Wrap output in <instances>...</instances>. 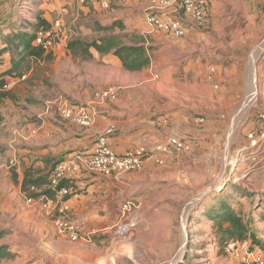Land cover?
<instances>
[{"label": "rangeland", "instance_id": "rangeland-1", "mask_svg": "<svg viewBox=\"0 0 264 264\" xmlns=\"http://www.w3.org/2000/svg\"><path fill=\"white\" fill-rule=\"evenodd\" d=\"M109 1L112 4L105 7ZM153 1L0 0V61L10 55L19 58L15 46L8 43L18 32L32 33L40 15L47 18L58 30L47 50L55 52L51 61L58 59L57 69L53 63L48 69L63 81L52 88V97L62 94L77 101L81 99L69 88L91 91V75L102 78L91 68V58L72 55L69 40L143 33L152 62L129 74L128 82L137 84L131 89L140 93L137 107H150L157 117L170 116L172 126H180L183 136L194 138L196 144L193 151L175 153L163 165L174 163V177L159 184L141 179L134 187L143 200V221L128 231L125 226L133 250L120 253L110 264H257L259 257L264 262V144L251 161L254 169L242 177L251 163L240 162L226 188L214 189L231 176L229 157L248 145L251 131L259 134L264 126V0H205L207 16L202 22L180 11L176 17L186 30L183 36L148 23ZM57 20L62 22L59 27ZM118 21L124 29L121 24L113 31L102 29ZM192 124L203 129L204 137L188 129ZM1 149L0 145V155L5 148ZM223 205L235 208L262 244L251 239L221 244L214 216Z\"/></svg>", "mask_w": 264, "mask_h": 264}, {"label": "crops", "instance_id": "crops-1", "mask_svg": "<svg viewBox=\"0 0 264 264\" xmlns=\"http://www.w3.org/2000/svg\"><path fill=\"white\" fill-rule=\"evenodd\" d=\"M91 51V68L102 79L91 75V91H68L85 99L78 102L92 106L98 102L97 91L117 85L122 92L117 100L96 104L100 114L88 127L62 118L54 107L47 108L49 100L62 95L52 97V88L63 81L48 69L49 63L57 69L58 59L52 62L53 56H26L15 76L7 73L13 67V56L0 61V80L9 84L7 91L0 92V145L5 148L0 155V232H4L0 236V264H110L120 253L133 250L122 214L127 191L142 183L141 179L147 184H159L175 175L171 162L164 167L148 161L143 170L128 173L123 182L83 167L64 185L71 187L66 198L70 206L67 217L89 240L72 241L57 232L54 216L43 207L44 198L54 195L49 191L48 177L57 163L79 153H90L96 137L109 128H113L108 136L110 145L124 153L136 148L141 140H166L173 127L170 116L157 117L150 107H137L135 99L140 93L131 89L137 84L128 82L132 77L129 74L134 72L126 70L118 57ZM110 70L116 75H108ZM188 129L204 137L200 127L192 124ZM14 158L16 164L10 166ZM27 179L38 184L32 185L38 194L33 202L28 201L30 196L23 190ZM155 214L164 217L159 211Z\"/></svg>", "mask_w": 264, "mask_h": 264}, {"label": "built area", "instance_id": "built-area-1", "mask_svg": "<svg viewBox=\"0 0 264 264\" xmlns=\"http://www.w3.org/2000/svg\"><path fill=\"white\" fill-rule=\"evenodd\" d=\"M123 0H115L119 3ZM112 2H104L105 7H110ZM198 22H202L207 16V6L205 0H154L150 9L147 12L148 23L157 29H164L172 32L177 36L185 34V28L177 14L181 12ZM62 25L60 20L56 21L55 26ZM58 30L39 31L36 37V44L43 46L46 50L52 46L56 40ZM8 84L4 83L0 90L8 89ZM122 92L121 86L111 85L95 93L96 100L99 104H104L108 101L117 100ZM86 104L71 100L63 95L47 102V108H55L59 115L83 127L91 126L100 114L97 105ZM264 117V115H263ZM203 121L204 118H200ZM113 128L100 133L95 140L93 150L90 153H79L73 158L65 159L57 163L49 173V187L53 190V197H45L43 207L52 216L58 233L67 236L72 241L89 240V236L83 235L80 227L72 222L67 214L70 211V206L66 203V198L71 193V187L63 184L64 181L73 179L74 174L80 171L83 167L92 172H99L105 175L114 176L119 182L125 180V176L131 172H138L145 168L148 161H152L160 166L165 165L175 153H183L193 151L192 148L196 144L194 138L184 137L180 127L175 125L172 127L169 135L164 141H155L151 139L143 140L134 150L119 153L109 143L108 136L112 133ZM259 135V136H258ZM249 143L239 150V154L231 159V176L223 180L218 186H214L218 192L223 191L228 184V180L238 172L240 162L250 164L259 156L264 144V126L259 134L251 131L248 135ZM16 159L10 161V166H15ZM254 163H251L245 170L246 172L240 175L244 177L248 171L255 168ZM31 190L35 191L33 186ZM37 197H29L28 201L33 202ZM143 200L138 196L134 187H130L127 191L126 200L123 203L122 214L126 218L129 228L140 225L143 217L140 216L138 210L141 209ZM125 229V227H124ZM125 233L126 230H125ZM257 264H264L261 257L258 258Z\"/></svg>", "mask_w": 264, "mask_h": 264}, {"label": "trees", "instance_id": "trees-1", "mask_svg": "<svg viewBox=\"0 0 264 264\" xmlns=\"http://www.w3.org/2000/svg\"><path fill=\"white\" fill-rule=\"evenodd\" d=\"M38 24H35V28L32 33L25 31L18 32L14 35V41L8 43V47L14 45L17 49L20 58L13 59V67H11L7 73L14 75L15 71L19 69L22 61L26 56H33L37 59H51L52 52L48 51L41 45L36 44L35 40L39 31H51L53 24L43 17L39 16ZM121 24L122 22H116L110 27H102L105 31H113L114 26ZM101 27V26H100ZM130 40V43L124 42V39ZM146 36L137 33L126 34H107L91 41L84 40L82 38L70 39L67 44V49L72 53L74 57H82L84 59L92 58V51L94 49L101 54L112 53L121 61L123 67L128 71H141L151 65L152 56L150 53V47L146 46ZM14 42V44H12ZM20 51V52H19ZM6 81L0 80V87ZM49 183V180H48ZM64 184V182H63ZM32 185H36V180H25L23 184V190L30 197H37L38 194L31 190ZM35 187V186H34ZM35 187V188H36ZM50 192L53 190L50 188ZM215 222L218 224V233H220V243L229 244L230 241L236 243L240 241H246L251 239L254 244L261 243L255 230L250 226L249 222H246L243 216L232 206H222V211L214 216ZM4 232H0V236ZM262 244V243H261Z\"/></svg>", "mask_w": 264, "mask_h": 264}, {"label": "bare ground", "instance_id": "bare-ground-1", "mask_svg": "<svg viewBox=\"0 0 264 264\" xmlns=\"http://www.w3.org/2000/svg\"><path fill=\"white\" fill-rule=\"evenodd\" d=\"M184 232H185V228H184Z\"/></svg>", "mask_w": 264, "mask_h": 264}]
</instances>
